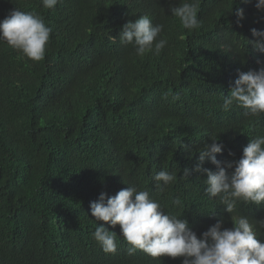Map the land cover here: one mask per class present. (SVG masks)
Masks as SVG:
<instances>
[{"label": "trees", "instance_id": "obj_1", "mask_svg": "<svg viewBox=\"0 0 264 264\" xmlns=\"http://www.w3.org/2000/svg\"><path fill=\"white\" fill-rule=\"evenodd\" d=\"M181 2L60 0L45 9L41 0H0V20L15 8L35 11L52 29L38 62L0 43V264H181L127 255L119 225L100 222L117 234L115 254L92 237L90 203L128 185L149 191L198 236L219 219L233 226L205 194L206 175L180 176L210 136L224 145L216 154L224 161L238 160L249 139L264 135V115L220 107L239 72L264 67V53L247 43L252 28L264 30V12L256 0H199L202 26L189 31L170 12ZM143 15L164 25L168 45L159 55L140 57L119 43L122 25ZM204 167L216 171L207 160ZM160 170L177 174L163 193L151 179ZM176 197L183 207H171ZM238 211L264 219V206L239 204Z\"/></svg>", "mask_w": 264, "mask_h": 264}, {"label": "clouds", "instance_id": "obj_2", "mask_svg": "<svg viewBox=\"0 0 264 264\" xmlns=\"http://www.w3.org/2000/svg\"><path fill=\"white\" fill-rule=\"evenodd\" d=\"M59 2L41 0L45 9H54ZM241 2L247 4L251 0ZM254 6L259 12H264V0H256ZM198 11L199 0H183L178 6H170L171 15L178 18L182 27L189 31L202 26ZM235 15L237 25H241L244 10L237 8ZM163 30V24H153L149 16L143 15L134 22L128 21L122 25L119 43L131 45L140 57L149 53L159 55L168 45V40L161 36ZM51 32L44 18L35 11L25 12L15 8L0 20V43H6L37 62L45 57ZM251 34L255 39L247 40L248 45L264 53V30L252 28ZM111 39L116 41L112 36ZM227 47L230 50L232 45ZM179 98L178 94L173 96L174 100ZM233 106L242 109L246 116L264 115V67L239 72L238 78L230 82V92L223 97L220 107L223 111H229ZM209 138L211 143H204L203 147L195 149L199 159L192 169H183L180 179L189 180L192 172L206 175L205 194L224 206L233 226L224 228L223 220L219 219L198 236L187 219L166 212L165 205L154 199L149 191L128 185L114 196L101 192L98 199L90 203L91 215L97 223L92 237L105 254L117 252V234L109 231L101 221L113 229L119 225L121 237L128 245L126 251L129 256L142 251L154 259L165 256L182 258L181 264H264V242L258 239L260 232L264 231V219L250 220L238 211L239 204L264 206V135L249 139L238 160L224 161L218 160L216 155L221 154L224 148L218 142L219 137ZM182 148L189 152L191 158L193 150L185 144H182ZM233 155L229 151V156ZM206 160L215 166V172L204 167ZM151 179L156 191L163 193L177 182V174L160 170ZM170 204L172 208L183 207L179 197L171 199Z\"/></svg>", "mask_w": 264, "mask_h": 264}]
</instances>
